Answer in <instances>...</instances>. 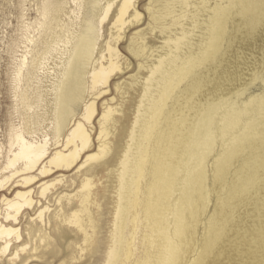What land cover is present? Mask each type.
Here are the masks:
<instances>
[{
	"label": "bare ground",
	"instance_id": "bare-ground-1",
	"mask_svg": "<svg viewBox=\"0 0 264 264\" xmlns=\"http://www.w3.org/2000/svg\"><path fill=\"white\" fill-rule=\"evenodd\" d=\"M105 2L65 49L52 138L12 131L0 264L57 257L71 234L64 263L102 252L114 173L104 264H264V93H249L264 83V0H150L141 30L143 0Z\"/></svg>",
	"mask_w": 264,
	"mask_h": 264
},
{
	"label": "rangeland",
	"instance_id": "rangeland-1",
	"mask_svg": "<svg viewBox=\"0 0 264 264\" xmlns=\"http://www.w3.org/2000/svg\"><path fill=\"white\" fill-rule=\"evenodd\" d=\"M95 2L92 5L94 8L92 12L88 7V0H0V164L6 162L11 150L13 129L25 132L29 141L52 138L53 91L57 82L56 77L66 58L64 52L70 47L68 42L83 28L86 18L92 16L95 23H99L98 19L106 2L105 0ZM149 2L150 0H143L140 4L137 3L138 11L146 18L140 30L145 29L149 23L146 11ZM58 3L59 11L57 13L50 11V7ZM44 7L48 10L45 16ZM134 32L131 30L127 33L129 38ZM128 43L129 39L125 40L124 47H127ZM98 44H104V38H100ZM25 58L26 65L22 68V61ZM35 58L38 60L37 65L32 68L31 63ZM249 93L250 95L264 93V83L254 84ZM135 110L136 108H133V114H136ZM134 118L135 115L133 120ZM51 148L53 149V146ZM63 174L67 178H72L76 171ZM117 179L115 173L104 179L109 188L106 200L108 206L100 235L105 242L100 246L102 252L93 258L84 257L80 262L76 260L74 264H104L106 245L112 235L115 218V192L119 185ZM71 235L69 243L63 242L59 245L57 257L42 254L40 258L30 259L25 264H66L64 262L68 258L77 255L74 247L69 249L70 242L74 240V235Z\"/></svg>",
	"mask_w": 264,
	"mask_h": 264
}]
</instances>
